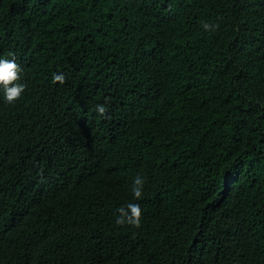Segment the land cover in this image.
Instances as JSON below:
<instances>
[{"label":"trees","instance_id":"trees-1","mask_svg":"<svg viewBox=\"0 0 264 264\" xmlns=\"http://www.w3.org/2000/svg\"><path fill=\"white\" fill-rule=\"evenodd\" d=\"M13 58L0 264H264V0H0Z\"/></svg>","mask_w":264,"mask_h":264},{"label":"clouds","instance_id":"clouds-1","mask_svg":"<svg viewBox=\"0 0 264 264\" xmlns=\"http://www.w3.org/2000/svg\"><path fill=\"white\" fill-rule=\"evenodd\" d=\"M218 25H210L208 23L203 24L205 30H214L218 28ZM12 56V53H9ZM22 69L15 59H0V89L3 90L4 100L7 104H15L23 93L25 92L26 85L20 83ZM66 77L64 74L53 73L52 82H59L63 84ZM97 112L103 115L106 112V108L103 105L97 106ZM144 188V180L138 175L132 185V193L135 199L142 198ZM118 217L116 219L117 225H130L135 228L141 226L142 209L138 203H129L126 207L121 206L118 210Z\"/></svg>","mask_w":264,"mask_h":264}]
</instances>
